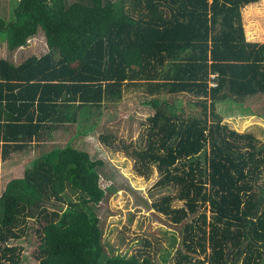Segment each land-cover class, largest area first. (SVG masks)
I'll return each mask as SVG.
<instances>
[{
  "label": "trees",
  "instance_id": "obj_1",
  "mask_svg": "<svg viewBox=\"0 0 264 264\" xmlns=\"http://www.w3.org/2000/svg\"><path fill=\"white\" fill-rule=\"evenodd\" d=\"M258 1L18 0L0 19L10 55L40 31L47 51L18 65L0 59L1 159L68 131L79 109L138 88L153 111L144 146L110 134L99 141L132 159L140 177L155 167V187L175 191L151 204L180 227L174 264H264V144L230 129L216 110L264 96V43L246 40L241 18ZM182 94L199 116L161 99ZM105 166L71 143L35 155L0 195V264H21L13 243L31 230L37 264H154L146 255H106L97 212Z\"/></svg>",
  "mask_w": 264,
  "mask_h": 264
},
{
  "label": "rangeland",
  "instance_id": "obj_2",
  "mask_svg": "<svg viewBox=\"0 0 264 264\" xmlns=\"http://www.w3.org/2000/svg\"><path fill=\"white\" fill-rule=\"evenodd\" d=\"M71 1L73 0H69ZM17 2L18 0H0V19H6V11H12ZM241 18L246 40L264 43V0L242 8ZM1 37L3 35L0 34V59H7L14 65L31 56L39 57L47 51L42 31L26 47L12 55ZM161 99L167 101L177 113L199 116L194 99L188 95L161 96ZM146 100L148 98L142 90L130 87L124 90L119 100L103 102L100 108L79 109L76 125L71 126L68 131L57 132L54 138L50 137L45 144L38 146L37 151L34 149L33 152H26V156L30 158L22 164L18 159H13L0 166V195L7 182L23 176L35 155L47 152L52 147H63L71 143L74 148L87 152L92 160L100 159L106 164V176L102 177L100 185L107 197L97 208L106 255H146L151 257L154 264H174L173 257L180 248V227L153 210L151 204L164 196L174 195L175 191L172 188L155 187L159 180L155 167L150 178L140 177L134 170L132 159L122 152L106 148L99 141V135L110 134L117 144L124 142L136 148L143 147L142 138L147 118L153 114L152 109L144 104ZM216 110L222 123L230 129L238 133H251L264 144V119L258 116L264 115V96L247 99L242 106L231 102L219 103ZM93 123H99L94 131L86 135L79 134L89 129ZM68 194L70 195L69 191ZM182 206L183 202H173L175 208ZM204 212L209 215L208 210L199 211ZM193 217L196 218L191 216L188 222ZM145 241L150 245L146 246ZM13 245L21 249V264H37L35 255L38 240L34 231L31 230L28 238Z\"/></svg>",
  "mask_w": 264,
  "mask_h": 264
},
{
  "label": "crops",
  "instance_id": "obj_3",
  "mask_svg": "<svg viewBox=\"0 0 264 264\" xmlns=\"http://www.w3.org/2000/svg\"><path fill=\"white\" fill-rule=\"evenodd\" d=\"M8 14H10V11H6V16L8 15ZM32 40H34V39H32ZM31 41V40H30ZM29 41V42H30ZM23 49V48H22ZM22 49H19V50H22ZM18 51V50H17ZM16 51V52H17ZM15 52V53H16ZM46 142H39V145L41 146V145H43V144H45ZM36 145H38V144H36V143H33V145L29 148V149H27V150H23L20 154H12L11 155V157L10 158H8L6 161H3L2 159H1V155H0V166H2V165H4L6 162H11L13 159H18L20 162L19 163H23V161H25V160H27V159H29L30 157H28V156H26V152H28L29 150H32V151H30V152H33L34 151V149H35V151H37L38 149L36 148ZM38 147V146H37ZM29 153V152H28ZM25 154V156H23ZM22 159H24V160H22Z\"/></svg>",
  "mask_w": 264,
  "mask_h": 264
}]
</instances>
